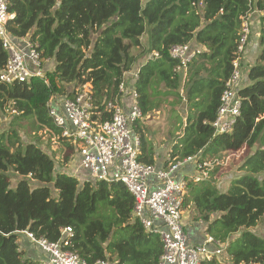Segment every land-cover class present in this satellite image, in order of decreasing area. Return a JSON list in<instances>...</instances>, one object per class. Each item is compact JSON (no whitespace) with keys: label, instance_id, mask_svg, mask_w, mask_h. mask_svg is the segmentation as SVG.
I'll return each mask as SVG.
<instances>
[{"label":"trees","instance_id":"16d2710c","mask_svg":"<svg viewBox=\"0 0 264 264\" xmlns=\"http://www.w3.org/2000/svg\"><path fill=\"white\" fill-rule=\"evenodd\" d=\"M8 8L15 14L9 34L38 44L47 82L37 76L12 84L0 80V111L12 106L15 118H34L37 128L46 127L70 150L49 115L51 100L90 84L92 120L98 125L111 118L108 103L120 99V83L137 68L134 86L145 117L160 84L174 90L170 80L186 72L185 96L174 94L189 110L172 158L197 155L202 163L223 151L242 152L243 173L226 190L217 182L219 165L208 178L188 181L183 209L192 206L193 220L224 245L221 257L202 264H264V237L254 231L264 218V16L256 34L253 23L264 0H8ZM245 21L251 27L248 44L257 35L260 51L249 66L247 53L241 55V112L231 131L217 133L213 122ZM179 44L200 49L182 71L175 70L179 61L170 54ZM154 52L158 57L149 59ZM7 60L0 39V72ZM139 119L133 123L141 137L139 159L155 164ZM256 143L260 147L253 151ZM64 159L71 160L69 152ZM56 165L52 153L25 140L16 127L0 131V264H46L22 246L24 232L60 241L89 264H158L162 239L133 216L134 197L123 183L81 180ZM68 226L72 234L64 233Z\"/></svg>","mask_w":264,"mask_h":264},{"label":"built area","instance_id":"2783aa9c","mask_svg":"<svg viewBox=\"0 0 264 264\" xmlns=\"http://www.w3.org/2000/svg\"><path fill=\"white\" fill-rule=\"evenodd\" d=\"M264 16V10L259 11ZM15 18L9 11L8 0H0V39L8 53V60L0 72V80L6 84L27 82L31 77L45 78L38 44L29 36L14 38L9 34L8 23ZM264 28V23H263ZM241 38L238 44L239 56L234 59V70L221 95V105L213 127L217 133L232 130L240 115L241 100L237 95L240 83L241 55L247 53L248 37L251 33L249 21L242 24ZM200 52L189 44L171 47L170 54L179 61L175 70H185L187 64ZM158 57L154 52L149 59ZM126 78L119 85L120 99L110 101L108 110L110 119L96 125L92 120V94L89 84L79 88L72 96L53 99L48 103V112L53 122L62 129V136L78 151L79 162L89 174L91 180L123 183L134 197L133 216L140 220L148 231L158 233L163 242V253L158 264H202L204 260L219 257L224 245L210 235L202 243L190 244L183 223V204L189 179L199 182L209 176L212 162L198 163L197 157L188 156L171 161L163 168L156 164L145 163L139 159L141 137L133 130V123L142 117L135 87L129 91ZM131 94V104L125 108L120 102L123 96ZM58 101V102H57ZM194 162L199 173L180 175L179 173ZM219 164V162H216ZM64 233L72 234V228L66 227ZM48 255L46 264H89L75 252L63 249L60 241L52 242L41 237L36 238L26 232ZM93 264H111L107 260H98Z\"/></svg>","mask_w":264,"mask_h":264},{"label":"rangeland","instance_id":"374dc122","mask_svg":"<svg viewBox=\"0 0 264 264\" xmlns=\"http://www.w3.org/2000/svg\"><path fill=\"white\" fill-rule=\"evenodd\" d=\"M259 14L260 13L258 12L254 13L253 23L255 26L256 22L260 19ZM254 32V34L257 33L255 30ZM256 39L257 38L253 36L251 37V41H253V43L257 42L258 39ZM244 57H246V55ZM249 62L251 63V61ZM136 69L133 68L132 72H135ZM43 70H45V67L43 68ZM245 71H243L244 74ZM128 78H133L131 72L129 73ZM170 81L171 87H176L174 91H178L176 93L184 97L185 87L188 81L185 80L183 75H180V80L171 79ZM159 87L160 89L156 92V94L153 95L155 97L152 100L154 101L155 106L152 107V111L148 115V120H146V123L144 124L148 127L146 133H144L146 138H149V136L152 135L151 133L155 132L157 139L161 140L162 138H165L168 141H173L174 138L177 137V135H179V133L181 132L182 126L183 128L185 126L184 124L186 123V118L189 110L188 102H186L185 100H180L178 94L171 93L172 90H169L164 83H161ZM129 89L130 88H128V90ZM163 91L167 92V94H163ZM63 96L64 94L57 97L58 99H61L63 98ZM132 99L133 97L131 94L126 96V101H130L131 103ZM9 107L10 108H7L5 112L3 110L0 111V131L16 127L25 140L40 142V145L44 149L55 156L57 169H63L68 172H76L75 174L81 180L90 178L89 172L82 167L80 162L78 163V151L75 150L74 147L73 150H70L68 148V145L62 142V139H60L59 136H56L46 127L43 129L37 128L36 125H34V118H30L31 120H27L26 118H15L17 112L13 110L12 106ZM14 119L17 120L16 124L11 123ZM255 146L256 150L258 147H260V144L256 143ZM67 152H69V154L71 155L70 161L64 159V155ZM241 154L242 152L238 153L223 151L222 154H220L218 157H212L210 159L212 160V166L217 165L216 162H219L218 165L220 166V170L216 174V177H218L217 182L219 186H221L222 183H224L225 186V184H227L234 176L241 175L243 173V171L239 170L240 160L242 159ZM191 207L192 206L189 205L183 209V222L186 234L188 233L189 227H192L195 224L196 226L198 224L199 227L202 225L200 221L193 220L194 212L192 211ZM254 231L264 237V218L262 222L257 227H255ZM32 248L34 253H39L40 260H44L46 263V261L48 260L47 253L43 251L38 245H32Z\"/></svg>","mask_w":264,"mask_h":264},{"label":"crops","instance_id":"0c3cea01","mask_svg":"<svg viewBox=\"0 0 264 264\" xmlns=\"http://www.w3.org/2000/svg\"><path fill=\"white\" fill-rule=\"evenodd\" d=\"M259 17H260V14H259ZM259 25H260V23H259V21H257L256 22V26H255L257 28V29L255 28V31L256 32L259 29ZM254 37H256V36H254ZM257 42L256 43H253V41H252L249 44V46H248L247 55H246V61H245V63L248 66H249V64H252V63L255 62L256 57L258 56V53L260 51V47H257V45H258ZM249 61H251V63ZM50 66L52 68L53 67V64H51ZM246 71H245V75H246ZM186 76H187L186 75V72H184L183 73V77L185 78V80L188 81V79H186ZM130 80H127L128 81L127 82V86H128V88H130L129 91H131L135 87L134 86V81L132 80V82H131ZM173 91L174 90H172L171 93H175V91L174 92ZM126 96L127 95L123 96V98L120 101L125 108H127L131 104L130 101H126ZM154 97L155 96H153V98ZM148 115L145 116V117H141L139 119L140 125H141V127H142V129H143V131L145 133H146L148 127L145 126L144 124L146 123V120H148ZM182 132H183V126H182L181 132L179 133V135H177V137L174 138L173 141H168L165 138H162L161 140L160 139H157L155 132L151 133L152 135L149 136V138H148V144L147 145L148 146H151V148H152V151H153L152 155H153V158H154V163L156 164V166L158 168H163L166 165H168L171 161L176 160V159H173L172 158V154L171 153L173 151L174 144L175 143H178L180 141V138L183 136V133ZM194 157H195V161H196V157L198 158V156L197 155H194ZM79 160H80V157H78V163H79ZM211 161L212 160H210V159H206V162H211ZM215 166H213L211 169H213ZM211 169L209 170V172L211 171ZM74 173H76V172H74ZM198 173H199V170L197 169L196 164L194 162H192V163H190L186 167V169H184L183 171H181L179 174L180 175H183V176L184 175H190L192 177L193 175H196ZM190 180H192V179H190ZM220 188L226 190L227 189V184H225V186H224V183H222L221 186H220ZM200 223L202 224L200 227L198 226V224H197V226L195 224L194 226L188 228V233H187L188 235L187 236H188V241H189L190 244L202 243L205 240V237L207 235V233L205 232V224H203L201 221H200ZM21 244L26 249L27 252H30V253L33 254L32 243H31V240L28 238L26 232L22 233ZM219 257H221V256H219ZM39 259H40V256H39Z\"/></svg>","mask_w":264,"mask_h":264},{"label":"water","instance_id":"95a60500","mask_svg":"<svg viewBox=\"0 0 264 264\" xmlns=\"http://www.w3.org/2000/svg\"><path fill=\"white\" fill-rule=\"evenodd\" d=\"M255 147H256V146H254L253 150H255Z\"/></svg>","mask_w":264,"mask_h":264}]
</instances>
